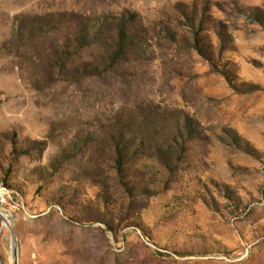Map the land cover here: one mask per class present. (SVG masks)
Listing matches in <instances>:
<instances>
[{"label":"rangeland","instance_id":"1","mask_svg":"<svg viewBox=\"0 0 264 264\" xmlns=\"http://www.w3.org/2000/svg\"><path fill=\"white\" fill-rule=\"evenodd\" d=\"M0 264H264V0H0Z\"/></svg>","mask_w":264,"mask_h":264},{"label":"bare ground","instance_id":"2","mask_svg":"<svg viewBox=\"0 0 264 264\" xmlns=\"http://www.w3.org/2000/svg\"><path fill=\"white\" fill-rule=\"evenodd\" d=\"M16 255V254H15Z\"/></svg>","mask_w":264,"mask_h":264},{"label":"trees","instance_id":"3","mask_svg":"<svg viewBox=\"0 0 264 264\" xmlns=\"http://www.w3.org/2000/svg\"><path fill=\"white\" fill-rule=\"evenodd\" d=\"M121 162V161H120Z\"/></svg>","mask_w":264,"mask_h":264}]
</instances>
